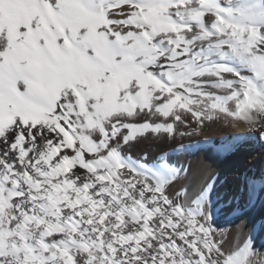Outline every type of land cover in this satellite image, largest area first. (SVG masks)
<instances>
[{"label": "snow or ice", "instance_id": "1", "mask_svg": "<svg viewBox=\"0 0 264 264\" xmlns=\"http://www.w3.org/2000/svg\"><path fill=\"white\" fill-rule=\"evenodd\" d=\"M213 123L264 145V0H0V264H264L220 223L264 173L180 161Z\"/></svg>", "mask_w": 264, "mask_h": 264}, {"label": "bare ground", "instance_id": "2", "mask_svg": "<svg viewBox=\"0 0 264 264\" xmlns=\"http://www.w3.org/2000/svg\"><path fill=\"white\" fill-rule=\"evenodd\" d=\"M248 134L242 124L233 127L231 123H213L205 128L203 134L183 139L185 145L198 146L181 155L180 161H186L193 166L201 183L212 178H220L230 188H235L243 175L260 176L264 173V145L253 141H238L235 151L230 153L222 151L223 145L232 142L236 137ZM261 219H264V206L257 205L239 219L234 220L228 215L222 216L221 231L226 233L230 243H234L248 235V229ZM241 223L245 225L244 232L239 231ZM256 239L258 244L264 245V232Z\"/></svg>", "mask_w": 264, "mask_h": 264}]
</instances>
